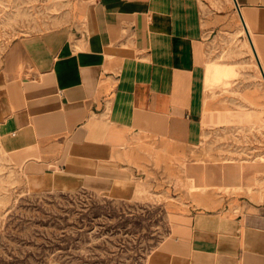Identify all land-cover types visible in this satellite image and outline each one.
Wrapping results in <instances>:
<instances>
[{"label": "crops", "instance_id": "obj_1", "mask_svg": "<svg viewBox=\"0 0 264 264\" xmlns=\"http://www.w3.org/2000/svg\"><path fill=\"white\" fill-rule=\"evenodd\" d=\"M239 22L263 65L264 0H74L20 39L0 71V144L28 189L129 198L149 164L161 177L189 150L196 189L144 264H264V146L229 143L260 105L208 75L210 38Z\"/></svg>", "mask_w": 264, "mask_h": 264}, {"label": "rangeland", "instance_id": "obj_2", "mask_svg": "<svg viewBox=\"0 0 264 264\" xmlns=\"http://www.w3.org/2000/svg\"><path fill=\"white\" fill-rule=\"evenodd\" d=\"M73 2L0 0V71L13 63L20 39L65 22ZM242 28L239 22L236 28L210 38L214 60L208 62V75L213 85L260 105L256 116L246 110L242 117L246 123L232 131L229 143L261 151L264 73ZM239 77L245 80L246 91L234 85ZM225 139L219 143L228 142ZM261 155L258 151L247 157ZM207 159L206 153L194 154V160ZM209 159L229 158L211 154ZM191 160L188 150L177 158V169L167 164L161 177L159 164H149L144 180L147 192L129 198L89 189L33 192L0 144V264H144L169 232L173 200L190 197L191 188L196 189L189 185Z\"/></svg>", "mask_w": 264, "mask_h": 264}, {"label": "bare ground", "instance_id": "obj_3", "mask_svg": "<svg viewBox=\"0 0 264 264\" xmlns=\"http://www.w3.org/2000/svg\"><path fill=\"white\" fill-rule=\"evenodd\" d=\"M235 2V1H234ZM242 23V22H241ZM242 26H243V28H242V30H244L245 31V33L247 34V40H248V42H249V45H250V48H251V50H252V52H253V54H254V56H255V52H254V48H253V45H252V43H251V40H250V38H249V35H248V33H249V30L242 24ZM258 62V61H257ZM261 66L263 67V69H264V64L262 65L261 64ZM260 71H262L261 69H260ZM188 172V171H187ZM188 179H189V185H191L192 184V182H193V184L192 185H195V186H197L196 185V180H195V182H194V180L192 181V179H191V174L190 173H188ZM143 181V180H142ZM187 181V180H186ZM144 182V181H143ZM147 187V186H146ZM146 187L143 185V184H139L138 185V188H137V193H142V192H144V191H146ZM136 190V189H135ZM148 190V189H147ZM147 192V191H146ZM145 192V193H146Z\"/></svg>", "mask_w": 264, "mask_h": 264}, {"label": "water", "instance_id": "obj_4", "mask_svg": "<svg viewBox=\"0 0 264 264\" xmlns=\"http://www.w3.org/2000/svg\"><path fill=\"white\" fill-rule=\"evenodd\" d=\"M260 65H261V63H260ZM261 68H262V72L264 73V69H263V67L261 66Z\"/></svg>", "mask_w": 264, "mask_h": 264}]
</instances>
